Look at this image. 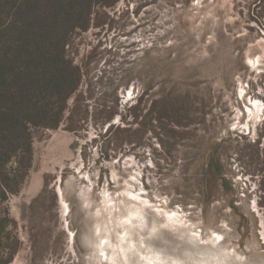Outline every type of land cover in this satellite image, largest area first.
<instances>
[{
    "label": "rangeland",
    "instance_id": "1",
    "mask_svg": "<svg viewBox=\"0 0 264 264\" xmlns=\"http://www.w3.org/2000/svg\"><path fill=\"white\" fill-rule=\"evenodd\" d=\"M67 53L6 264H264V0L97 5Z\"/></svg>",
    "mask_w": 264,
    "mask_h": 264
},
{
    "label": "trees",
    "instance_id": "2",
    "mask_svg": "<svg viewBox=\"0 0 264 264\" xmlns=\"http://www.w3.org/2000/svg\"><path fill=\"white\" fill-rule=\"evenodd\" d=\"M117 1L0 0V264L19 246L2 203L28 176L32 130L56 129L82 82L67 53L71 37L88 29L95 6Z\"/></svg>",
    "mask_w": 264,
    "mask_h": 264
},
{
    "label": "snow or ice",
    "instance_id": "3",
    "mask_svg": "<svg viewBox=\"0 0 264 264\" xmlns=\"http://www.w3.org/2000/svg\"><path fill=\"white\" fill-rule=\"evenodd\" d=\"M110 47H111V45H110ZM128 97H129V99H131V97H132V90L131 89H129V91H128ZM261 99H264V96H262L261 97ZM256 103H259V101H256ZM233 129H235L236 128V124H233ZM249 131H250V129H249ZM122 159H123V157H122ZM145 187L147 188V185H145ZM171 216H174L175 214L174 213H172V214H170Z\"/></svg>",
    "mask_w": 264,
    "mask_h": 264
},
{
    "label": "bare ground",
    "instance_id": "4",
    "mask_svg": "<svg viewBox=\"0 0 264 264\" xmlns=\"http://www.w3.org/2000/svg\"><path fill=\"white\" fill-rule=\"evenodd\" d=\"M264 238V237H263ZM215 255V254H214ZM207 264V263H206Z\"/></svg>",
    "mask_w": 264,
    "mask_h": 264
}]
</instances>
